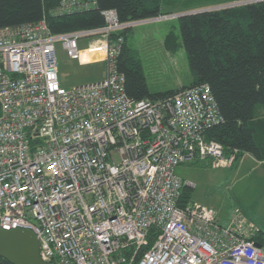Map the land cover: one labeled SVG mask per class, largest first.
<instances>
[{
    "label": "built area",
    "instance_id": "built-area-1",
    "mask_svg": "<svg viewBox=\"0 0 264 264\" xmlns=\"http://www.w3.org/2000/svg\"><path fill=\"white\" fill-rule=\"evenodd\" d=\"M95 5L59 0L53 11ZM101 15L100 26L61 33L45 18L0 27V228L31 230L52 264H264L257 228L238 209L221 223L213 207L181 200L191 184L179 164L228 168L235 157L203 137L222 120L209 85L130 98L117 67L119 33L161 15ZM58 40L70 58L102 62L103 76L61 86Z\"/></svg>",
    "mask_w": 264,
    "mask_h": 264
},
{
    "label": "trees",
    "instance_id": "trees-1",
    "mask_svg": "<svg viewBox=\"0 0 264 264\" xmlns=\"http://www.w3.org/2000/svg\"><path fill=\"white\" fill-rule=\"evenodd\" d=\"M174 1L96 0L90 9L58 14L53 9L59 0H0V27L45 18L53 33H61L102 25L101 11L107 8L115 9L119 21L128 22L165 14L162 3L172 9ZM239 1L246 2L175 18L176 29L168 31L163 46L170 52L183 46L191 73L188 85L151 92L141 61L127 42L130 27L119 33L123 40L117 67L124 75L126 94L135 100L154 101L185 87L208 84L222 120L206 127L203 137L218 141L224 154L234 153V161L243 154L264 161V0ZM189 188L184 185L181 200L190 199ZM252 239L264 247L263 230L258 228ZM0 264L12 263L0 257Z\"/></svg>",
    "mask_w": 264,
    "mask_h": 264
},
{
    "label": "rangeland",
    "instance_id": "rangeland-1",
    "mask_svg": "<svg viewBox=\"0 0 264 264\" xmlns=\"http://www.w3.org/2000/svg\"><path fill=\"white\" fill-rule=\"evenodd\" d=\"M225 1L175 0L172 9L166 7L165 2L162 3V11L165 14H160L161 18L141 22L129 28L127 42L141 61L146 83L151 92L188 85L191 81V73L181 44L175 52H170L163 47V43L148 41L147 35L153 32H157V36L161 35L164 25H168L169 30L170 25L176 23L175 18L179 16L178 14L202 8L219 9L226 7L224 5L230 7L246 2ZM191 7L194 8L188 9ZM84 45L85 43H82L80 47ZM55 49L58 81L61 86L70 87L89 83L102 77V62L84 63L76 58H70L62 48L60 40L56 41ZM246 159L247 167L241 168L240 165ZM249 161L250 158L244 154L233 161L228 168L212 167L209 160L185 161L176 167V173L191 184L188 190L190 199L213 207L218 219L223 223H228L232 213L238 209L257 229L264 231V184L252 179L256 174L252 173Z\"/></svg>",
    "mask_w": 264,
    "mask_h": 264
},
{
    "label": "water",
    "instance_id": "water-1",
    "mask_svg": "<svg viewBox=\"0 0 264 264\" xmlns=\"http://www.w3.org/2000/svg\"><path fill=\"white\" fill-rule=\"evenodd\" d=\"M210 9L202 8L178 15L181 16ZM255 244L261 246L258 242H255ZM0 257L12 264H52L40 258L38 240L35 234L31 230L24 228L10 230L0 228Z\"/></svg>",
    "mask_w": 264,
    "mask_h": 264
},
{
    "label": "crops",
    "instance_id": "crops-1",
    "mask_svg": "<svg viewBox=\"0 0 264 264\" xmlns=\"http://www.w3.org/2000/svg\"><path fill=\"white\" fill-rule=\"evenodd\" d=\"M173 28V29H176L174 28V24H171L170 25V28L169 30ZM168 25H164V27L162 28V33L161 35L157 36V32L156 33H149L147 35V39L148 41H150L151 43H164V37L165 35L168 33ZM164 47V46H163ZM103 76V75H102ZM244 156H247L250 158L251 161H249L251 164L249 166H252V173L254 172L256 175H255V178H252L253 180H258L260 181L261 184H264V161H258V160H255L254 158H252L250 155L248 154H244ZM248 162H247V159L246 161H244V163L241 166V168L243 167H247L245 165H247ZM247 170V168H246ZM260 197V196H258ZM220 221V220H219ZM221 223H223V221H220ZM260 229V228H259Z\"/></svg>",
    "mask_w": 264,
    "mask_h": 264
}]
</instances>
